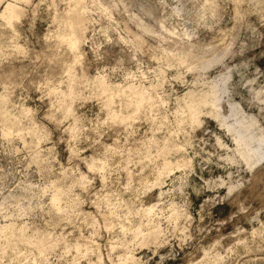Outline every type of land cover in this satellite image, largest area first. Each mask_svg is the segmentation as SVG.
Returning <instances> with one entry per match:
<instances>
[{
	"label": "rangeland",
	"instance_id": "1",
	"mask_svg": "<svg viewBox=\"0 0 264 264\" xmlns=\"http://www.w3.org/2000/svg\"><path fill=\"white\" fill-rule=\"evenodd\" d=\"M0 264H264V0H0Z\"/></svg>",
	"mask_w": 264,
	"mask_h": 264
},
{
	"label": "bare ground",
	"instance_id": "2",
	"mask_svg": "<svg viewBox=\"0 0 264 264\" xmlns=\"http://www.w3.org/2000/svg\"><path fill=\"white\" fill-rule=\"evenodd\" d=\"M73 18V31L75 34L80 37L81 35L85 34V29L87 28L86 22H87V16L82 10L75 11L74 15H72Z\"/></svg>",
	"mask_w": 264,
	"mask_h": 264
}]
</instances>
